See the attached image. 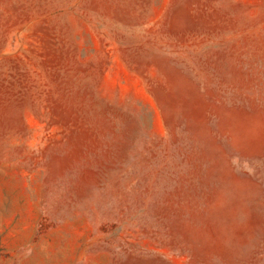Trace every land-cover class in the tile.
<instances>
[{
  "label": "rangeland",
  "instance_id": "1",
  "mask_svg": "<svg viewBox=\"0 0 264 264\" xmlns=\"http://www.w3.org/2000/svg\"><path fill=\"white\" fill-rule=\"evenodd\" d=\"M0 264H264V0H0Z\"/></svg>",
  "mask_w": 264,
  "mask_h": 264
}]
</instances>
